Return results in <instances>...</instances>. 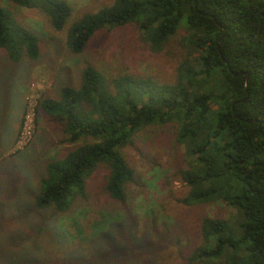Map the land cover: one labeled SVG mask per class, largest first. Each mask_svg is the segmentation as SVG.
I'll return each mask as SVG.
<instances>
[{
  "label": "trees",
  "instance_id": "1",
  "mask_svg": "<svg viewBox=\"0 0 264 264\" xmlns=\"http://www.w3.org/2000/svg\"><path fill=\"white\" fill-rule=\"evenodd\" d=\"M6 1L36 8L56 30L71 14L65 0ZM125 24H134L155 52L185 30L174 81L107 76L86 64L76 84L39 100L67 148L45 161L31 193L32 229L0 239V264H170L167 257L176 260L175 254L174 264H264V1L114 0L77 17L66 45L80 54L104 29ZM0 49L15 64L40 53L38 36L2 4ZM170 123L186 157L181 176L189 190L182 201L218 200L233 208L230 218L203 216L191 245L166 220L146 219L139 229L131 211L135 171L123 148L145 127ZM100 171L104 193L125 216L101 217L87 234L71 223L70 238L60 219L85 199ZM14 172L6 174L13 179ZM4 204L0 198L5 218ZM54 218L57 231L50 226ZM54 233L62 237L45 248L40 238Z\"/></svg>",
  "mask_w": 264,
  "mask_h": 264
},
{
  "label": "rangeland",
  "instance_id": "2",
  "mask_svg": "<svg viewBox=\"0 0 264 264\" xmlns=\"http://www.w3.org/2000/svg\"><path fill=\"white\" fill-rule=\"evenodd\" d=\"M65 1L71 7V14L64 27L56 30L36 8L0 0L21 24L38 36L40 43L36 59H24L17 64L9 62L5 51L0 49V198L5 203V218L0 216V239L3 241L12 231L21 233L32 229L36 216L30 206L31 193L44 173L47 158L60 156L67 148L59 142L60 132L54 122L38 108L39 100L59 94L62 86L70 81L76 84L86 64L94 65L107 76L135 73L152 76L159 82H172L185 54L178 44L186 34L184 29H179L163 50L155 52L143 41L134 24L104 29L85 51L74 54L66 45L70 24L83 13L95 12L114 0ZM175 132L174 123L147 126L136 134L132 144L123 148L135 171L130 185L131 211L139 229L144 227L146 219L150 222L166 220L180 233L183 243L191 245L196 241L203 216L230 218L233 208L218 200L199 205H187L182 201L189 190L181 176L186 157L184 147L176 141ZM8 169L17 170L13 179L6 174ZM102 174L103 171L97 172L90 180L85 199L76 202L74 209L60 217L64 226L60 227L70 238L75 233L73 225L87 234L101 217L124 218L120 204L104 193ZM58 220H50L54 231L59 229L54 226ZM61 237L54 233L40 239L45 248H50L54 242L52 238ZM171 256L167 257L170 264L179 262L176 254V260Z\"/></svg>",
  "mask_w": 264,
  "mask_h": 264
},
{
  "label": "water",
  "instance_id": "3",
  "mask_svg": "<svg viewBox=\"0 0 264 264\" xmlns=\"http://www.w3.org/2000/svg\"><path fill=\"white\" fill-rule=\"evenodd\" d=\"M245 81H247V77L245 78Z\"/></svg>",
  "mask_w": 264,
  "mask_h": 264
}]
</instances>
